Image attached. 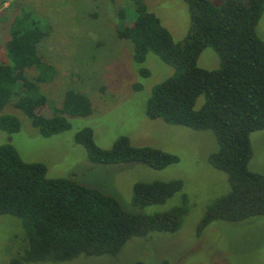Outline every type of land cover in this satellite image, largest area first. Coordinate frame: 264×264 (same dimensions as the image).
<instances>
[{
  "label": "trees",
  "instance_id": "obj_1",
  "mask_svg": "<svg viewBox=\"0 0 264 264\" xmlns=\"http://www.w3.org/2000/svg\"><path fill=\"white\" fill-rule=\"evenodd\" d=\"M183 1L189 28L181 41L172 39L145 0H133L128 26L126 9L117 12L116 32L132 42L135 64L144 62L152 52L174 69L171 76L152 87L146 116L196 130L209 129L216 136L218 148L208 160L227 175L229 190L207 206L196 228L200 234L215 221L238 222L264 215V174L248 167L253 154L250 133L264 128V41L255 30L264 0H223L218 5L210 0ZM45 32L30 10L22 9L13 17L5 47L7 60L0 61V110L15 97L14 107L46 137L70 128L63 114L87 116L92 108L87 96L67 90L62 106L47 113L49 103L38 83L52 79L53 66L36 50ZM205 47L218 54V68L197 65ZM28 69H33L35 76L29 78ZM138 71L142 77L148 75L146 68ZM200 95L204 102L196 108ZM0 129L17 132L20 121L15 115L0 114ZM74 140L84 146L93 163L136 161L162 169L178 160L162 149L133 145L128 136L102 148L94 142L90 127L77 131ZM46 173L43 164L24 161L12 144L0 145V215L19 219L27 242L12 264L115 255L132 237L173 233L181 225L184 203L154 213L129 212L98 188ZM180 188L179 180L136 182L132 204H159Z\"/></svg>",
  "mask_w": 264,
  "mask_h": 264
},
{
  "label": "rangeland",
  "instance_id": "obj_2",
  "mask_svg": "<svg viewBox=\"0 0 264 264\" xmlns=\"http://www.w3.org/2000/svg\"><path fill=\"white\" fill-rule=\"evenodd\" d=\"M220 4L223 0H210ZM133 0H0V61L6 62V43L13 17L30 10L44 29L36 44L41 59L52 65V79L39 82V91L52 108L61 107L67 90L88 97L92 111L87 116L63 114L70 128L42 136L21 110L15 97L0 114L15 115L20 129L8 133L0 129V145L10 143L27 162L45 166L48 177L70 178L115 197L129 212L154 213L184 203L185 213L177 231L152 232L130 238L115 255H79L66 261H35L17 264H264V215L247 220L215 221L197 234V225L207 206L229 190L227 175L213 167L208 158L218 143L212 130H196L150 119L145 104L155 84L172 75V66L152 52L136 65L132 42L116 32L117 12L125 8V24H131ZM167 28L174 41L185 38L189 13L183 0H145ZM256 34L264 41V9L256 24ZM204 69H215L220 59L212 47H205L197 60ZM146 68L142 77L139 68ZM29 78L35 76L28 69ZM140 84V88L135 86ZM200 95L195 107H200ZM90 127L94 142L109 148L120 136L133 145H148L175 154L178 160L162 169L131 161L93 163L83 145L74 140L77 131ZM250 170L264 174V128L250 133ZM179 180L181 188L164 202L138 207L132 204L136 182ZM27 246L21 222L0 215V264H12Z\"/></svg>",
  "mask_w": 264,
  "mask_h": 264
}]
</instances>
